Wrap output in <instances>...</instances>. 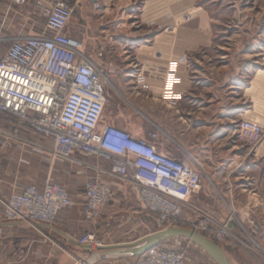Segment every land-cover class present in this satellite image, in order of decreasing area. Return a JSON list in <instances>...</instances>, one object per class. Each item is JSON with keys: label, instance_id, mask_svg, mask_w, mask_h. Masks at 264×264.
<instances>
[{"label": "crops", "instance_id": "crops-1", "mask_svg": "<svg viewBox=\"0 0 264 264\" xmlns=\"http://www.w3.org/2000/svg\"><path fill=\"white\" fill-rule=\"evenodd\" d=\"M53 1L26 0L20 5L0 0V36L38 32L45 23L39 14ZM68 2L72 14L65 32L102 70L116 99L129 100L133 111L126 120V108L113 103L104 121L147 139L161 153L199 163L214 189L203 186L193 202L214 212L219 220H225L227 210L248 214L260 226L254 234L259 244L248 239L237 264H264V139L251 154L237 136L241 119L264 125V56L252 61L249 37L235 42L234 30L226 33L227 42H218L207 27H155L151 0H146L141 12L132 0H102L98 10L92 7L94 0ZM123 14H144L148 25L142 29L124 26ZM178 15L167 14L170 23ZM243 35L250 32L243 29ZM142 82L148 88H142ZM19 130L20 138H11L8 147L0 149V197L19 192L29 183L40 186L50 177L66 182L75 205L63 209L52 224H39L41 232L0 217L3 252L6 249V254L29 259L30 264H48L52 257L60 260V254L71 257L68 252H83L78 238L85 232L103 235L101 245L129 242L146 234L138 233L146 224L131 194L114 180L99 218L83 217L85 182L95 176L97 168L105 167L103 162L77 151L67 160H56L48 151V140L27 125H20ZM151 133L157 136L151 138ZM215 194H226L227 203ZM232 229L241 235L235 223ZM8 236L17 241L13 247L5 244ZM132 258L111 257L96 264H133Z\"/></svg>", "mask_w": 264, "mask_h": 264}, {"label": "built area", "instance_id": "built-area-1", "mask_svg": "<svg viewBox=\"0 0 264 264\" xmlns=\"http://www.w3.org/2000/svg\"><path fill=\"white\" fill-rule=\"evenodd\" d=\"M97 2L94 0L96 8ZM41 11L43 29L10 39L0 55V118L7 124L13 117L48 140V151L56 160H67L77 151L104 163L105 167L97 168L95 176L85 182L83 217L90 221L99 218L111 197L114 180L131 194L146 226L153 224L159 230L183 225L216 242L229 240L244 246L249 240L254 242L251 235L260 226L248 214L231 213L218 223L214 217L202 216L191 201L202 189L205 172L199 163L192 160L193 168L184 160L159 152L147 139L134 137L102 119L107 101L102 70L65 32L72 6L68 0H54ZM141 86L148 88L143 82ZM156 136L150 134L151 138ZM237 136L248 148H255L264 138V125L241 119ZM11 138H16L14 133L0 128V148L8 146ZM74 205L66 186L46 177L40 186L29 183L19 192L0 197V214L5 220L22 224H52L63 209ZM234 223L246 243L234 233ZM94 235L83 233L78 245H101ZM185 263L183 250L158 246L137 257V264Z\"/></svg>", "mask_w": 264, "mask_h": 264}, {"label": "rangeland", "instance_id": "rangeland-1", "mask_svg": "<svg viewBox=\"0 0 264 264\" xmlns=\"http://www.w3.org/2000/svg\"><path fill=\"white\" fill-rule=\"evenodd\" d=\"M96 1H98L97 2L98 7L96 8L94 6V3L92 4V7L98 10L101 6L100 2L102 0H96ZM132 2L136 3V5L139 7V11L141 12L143 6L145 5L146 0H132ZM151 2L155 3L154 8L156 9L155 10L156 22L154 24L155 27L178 26V25L186 26V27H207L212 29V36L214 38V41H218V42H227L226 33L234 30L235 42H244L245 38L249 37V44L252 49V56H251L252 61L259 62L260 59H262L264 56V0H151ZM158 5H160L159 9H158ZM169 7H171V9ZM167 10L168 13H166ZM163 11L164 13H166V15L163 13ZM167 14H179V15L177 16L176 20L174 19V21L170 23ZM123 15L125 20L123 24L124 26L127 27L131 26L132 28L142 29L144 27H147L148 25V19L144 14H123ZM126 17H128V20H126ZM42 29L43 26L39 27L38 31H41ZM243 29L245 30V32H250V35L249 36L243 35ZM15 37L0 36V55L3 53L5 47L9 44L10 39H13ZM2 39H6V40L1 41ZM255 65L258 64L255 63ZM104 86H105V91L107 93L106 95L107 101L105 103V109L102 114V119L105 120V118H108L112 110L113 103L116 102H120L121 106L126 108L127 113L123 114V118H125L126 120L130 119V114L133 111L130 108L129 100H120V99L117 100L116 96L112 91L111 85L108 82H105ZM19 126L20 124H18V121L16 119L14 121L7 119V124H4L2 118H0V128L12 132V134L14 133V135L17 138H20ZM15 128H17L16 132H14ZM26 138L29 142H31L32 137L27 136ZM260 143L255 148H257L260 145ZM7 147L8 146L2 147L0 149H4ZM255 148L252 149L249 148L251 154L254 153ZM2 161L4 160L2 159ZM184 161L187 165L192 166L194 168L195 164L193 163L192 160L186 158ZM206 172L208 174L210 173L208 169L206 170ZM57 181L62 183L64 186L66 184V182L63 181L62 179H57ZM203 186L210 188L213 187L211 184V180L209 179V177H207L206 174L202 176V187ZM216 190L219 191L220 188L216 186ZM216 190L215 191L213 190V192L217 193ZM215 195L218 199H222L224 202L227 203L228 197L226 194H221V195L215 194ZM191 201L193 202V200ZM197 207L201 209L202 216L209 218L214 217L216 222L218 223L223 222V220L217 219L216 214L214 212H210L209 210H206L205 208H202L198 205ZM227 211L224 212V215L226 214L230 215L231 213H234L235 215L239 213L240 214L244 213L243 210H231L228 212ZM0 217H2L1 214ZM191 217L194 220L196 219L194 215H192ZM23 224L29 230L32 231L35 230L34 232L36 231L41 232L39 225H34L29 223H23ZM181 226L186 227L183 225ZM155 230H158V228L155 225L151 224L148 226H144L143 229L139 228L138 233L145 232L147 234ZM8 237L7 239H5L6 241L4 240L5 244L6 242L10 243V245L13 247L17 241L12 236H8ZM140 237L142 236L140 235ZM251 237L255 241V243L259 244V242L255 239L254 234H252ZM3 238L4 237L0 235V264H30L31 263L29 259L25 261L22 256L20 257V256H14L13 254H6L7 250L4 248H3L4 249L3 252L2 251ZM94 238L100 243L104 242L105 239L103 235H99V234H95ZM240 238L243 240L244 243H246L245 238L243 236H241ZM27 239L31 240L29 236L27 237ZM210 240L214 241L211 238ZM216 243L220 245L223 251L226 253L230 263L237 264L236 258L239 253L242 254L241 250L243 247H245L244 244L234 243L229 240H226L225 242H216ZM158 247H160L161 249L183 250L185 252V257H186L185 264H216L205 251H203L200 247L193 244L192 242L186 240L185 238H172L162 242ZM231 248H235V249L231 250ZM91 250L95 251L96 248L95 249L91 248ZM58 252H62V251H58ZM68 253L69 255H71V257L66 256L63 253L60 254V260H57L56 258L52 257V259H50V261L47 262L48 264H56L57 262H59V264H79V262L85 260L88 257L87 252L84 251L79 253L75 252L74 254H72L71 252ZM132 259L134 261L133 264H137V257L136 258L133 257Z\"/></svg>", "mask_w": 264, "mask_h": 264}, {"label": "water", "instance_id": "water-1", "mask_svg": "<svg viewBox=\"0 0 264 264\" xmlns=\"http://www.w3.org/2000/svg\"><path fill=\"white\" fill-rule=\"evenodd\" d=\"M172 238H185L192 242L205 251L216 264H231L220 245L202 233L182 226H169L155 230L129 242L99 245L96 251H92L91 246H84L82 248L87 252L88 257L79 264H96L111 257H138L149 248Z\"/></svg>", "mask_w": 264, "mask_h": 264}, {"label": "bare ground", "instance_id": "bare-ground-1", "mask_svg": "<svg viewBox=\"0 0 264 264\" xmlns=\"http://www.w3.org/2000/svg\"><path fill=\"white\" fill-rule=\"evenodd\" d=\"M103 245V244H102ZM85 246H90V245H85ZM82 247H84V246H82ZM92 248V247H91Z\"/></svg>", "mask_w": 264, "mask_h": 264}, {"label": "trees", "instance_id": "trees-1", "mask_svg": "<svg viewBox=\"0 0 264 264\" xmlns=\"http://www.w3.org/2000/svg\"><path fill=\"white\" fill-rule=\"evenodd\" d=\"M160 244H161V243H160ZM160 244H159V245H160ZM159 245H157V246H159Z\"/></svg>", "mask_w": 264, "mask_h": 264}]
</instances>
